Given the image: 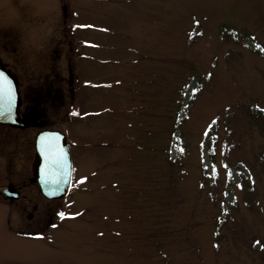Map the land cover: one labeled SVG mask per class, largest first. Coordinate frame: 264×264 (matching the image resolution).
<instances>
[{
    "label": "rangeland",
    "instance_id": "1",
    "mask_svg": "<svg viewBox=\"0 0 264 264\" xmlns=\"http://www.w3.org/2000/svg\"><path fill=\"white\" fill-rule=\"evenodd\" d=\"M36 2L42 126L0 154L59 129L73 189L1 206L0 264H264V0Z\"/></svg>",
    "mask_w": 264,
    "mask_h": 264
},
{
    "label": "flooded vegetation",
    "instance_id": "2",
    "mask_svg": "<svg viewBox=\"0 0 264 264\" xmlns=\"http://www.w3.org/2000/svg\"><path fill=\"white\" fill-rule=\"evenodd\" d=\"M63 9L66 10L67 7L64 6ZM39 12L36 0H0V59L17 84L18 92L21 96L19 115L24 119V122L19 125L0 124V144H8L9 140L21 136L22 138L15 145L29 142L30 135L25 132L31 127L41 128L42 126V123H38L39 110L37 107H31L30 109L28 101L31 100L34 103L37 97L43 98L45 91L35 88L32 92L34 95L27 100L25 96L29 92L23 89L25 85L26 88H29L28 82L39 81L41 71H43L42 74L46 75L50 70L49 64L36 58L39 52L36 53L35 49L38 48L40 42L43 45L47 44V49L49 50L54 46L52 34L38 20ZM71 30L72 28L67 25L60 27L59 40L67 39L71 36ZM73 31L76 34V31ZM41 39L42 41H40ZM81 40L80 36L78 43ZM45 71L46 73H44ZM49 78H53L52 74L49 75ZM46 96H50L48 92ZM43 129L50 128L48 126ZM12 131L14 133L11 134ZM40 131L33 138V162H29L28 159L18 160V158H12L10 154L16 151L10 148L6 151V154H0V209H3L1 206L5 205L20 210L39 209L37 196H45L40 192L39 184L35 179L33 164L37 152L36 140ZM28 165L33 177L31 173L26 174L25 168L26 166L28 168Z\"/></svg>",
    "mask_w": 264,
    "mask_h": 264
},
{
    "label": "water",
    "instance_id": "3",
    "mask_svg": "<svg viewBox=\"0 0 264 264\" xmlns=\"http://www.w3.org/2000/svg\"><path fill=\"white\" fill-rule=\"evenodd\" d=\"M0 123L19 125L24 119L19 115L21 97L14 79L0 60ZM10 88V92H9ZM36 158L33 173L40 190L47 198H64L72 187L73 160L67 137L59 130H44L36 140Z\"/></svg>",
    "mask_w": 264,
    "mask_h": 264
},
{
    "label": "trees",
    "instance_id": "4",
    "mask_svg": "<svg viewBox=\"0 0 264 264\" xmlns=\"http://www.w3.org/2000/svg\"><path fill=\"white\" fill-rule=\"evenodd\" d=\"M224 35V37H230V35L226 32H223L222 33ZM261 129L264 131V120L262 122V124H259ZM177 131V126H176V123H174V127H173V133ZM215 141H216V134L213 133V134H210L209 137L207 138V146L209 145V151H210V154L211 156L213 157V153H214V147H215ZM170 147V145H169ZM223 238V235L221 233V230L220 228H218L215 232V245L218 246L221 241V239Z\"/></svg>",
    "mask_w": 264,
    "mask_h": 264
},
{
    "label": "snow or ice",
    "instance_id": "5",
    "mask_svg": "<svg viewBox=\"0 0 264 264\" xmlns=\"http://www.w3.org/2000/svg\"><path fill=\"white\" fill-rule=\"evenodd\" d=\"M3 91V81L2 80H0V92H2ZM11 90H10V88H9V92H10ZM65 214L64 213H60V216L61 217H63Z\"/></svg>",
    "mask_w": 264,
    "mask_h": 264
}]
</instances>
